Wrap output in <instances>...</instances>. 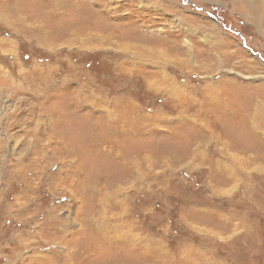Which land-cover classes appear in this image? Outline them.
<instances>
[{"label": "rangeland", "instance_id": "rangeland-1", "mask_svg": "<svg viewBox=\"0 0 264 264\" xmlns=\"http://www.w3.org/2000/svg\"><path fill=\"white\" fill-rule=\"evenodd\" d=\"M259 105L264 0H0V264H264Z\"/></svg>", "mask_w": 264, "mask_h": 264}, {"label": "bare ground", "instance_id": "bare-ground-1", "mask_svg": "<svg viewBox=\"0 0 264 264\" xmlns=\"http://www.w3.org/2000/svg\"><path fill=\"white\" fill-rule=\"evenodd\" d=\"M86 23V22H85ZM38 28H40L41 30H42V35H41V39L40 40H42L43 39V41L45 40V39H48L50 36H49V32L45 29V27H44V25H40L39 24V26H38ZM89 30H91L92 31V27H90V26H88V25H86V24H84V23H82L79 27H78V29H76L75 30V36H77V38H75V39H78L77 41L78 42H80V44L82 45V44H87V42H90L91 40H90V36H89ZM106 29H104L102 32H104ZM101 32V33H102ZM74 33V32H73ZM96 34H97V38H99L98 40L100 41H106V40H108V38L109 39H112V38H118L119 40H120V36L118 35H115V33L113 32V30H106V32H105V36L102 38L101 36L102 35H104V34H99V32L97 31L96 32ZM81 35H85L86 36V38L85 39H81L80 38V36ZM93 36H94V34H92ZM82 37V36H81ZM52 38V37H51ZM49 40V39H48ZM47 41V40H46ZM90 45V44H89ZM263 109H262V107H261V105H259L258 106V109H256V111H255V113L253 114V116L252 117H250V120L252 121V120H254V119H256V117H255V115L257 114V113H259V112H264V111H262ZM263 115H264V113H262ZM256 121V120H255ZM255 121H253L254 123H255ZM129 172V171H128ZM129 173H131V171L129 172ZM139 177V176H138ZM228 178H231L230 176H227Z\"/></svg>", "mask_w": 264, "mask_h": 264}]
</instances>
